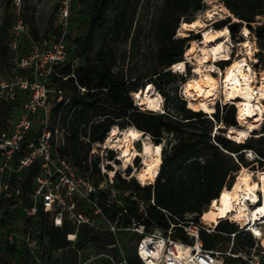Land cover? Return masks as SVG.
Segmentation results:
<instances>
[{"label": "trees", "instance_id": "obj_1", "mask_svg": "<svg viewBox=\"0 0 264 264\" xmlns=\"http://www.w3.org/2000/svg\"><path fill=\"white\" fill-rule=\"evenodd\" d=\"M86 0H73L72 11H76L85 4ZM141 0H92L87 30L84 33L79 49L82 62L72 69L70 64L55 63L52 66L49 88L59 101L53 108V118L65 109L70 122L65 123L61 118L63 129V146L59 153L69 159L81 173L90 174L101 179L105 174L100 171L99 160L89 158L90 146L93 143H102L113 126L135 128L148 135L154 144H160L164 135L174 140L168 143L169 153L163 149L158 174L153 183L143 184L132 177L122 178L120 172L113 173L116 188L121 192L129 191L130 195L122 197L124 206H119L109 196V190H98L89 194L100 209L104 220L115 222L117 228L131 229L133 224H140L145 232L153 229L163 231L172 230L171 237L180 243L190 245L193 239L189 237L184 226L189 222L199 224V218L211 201L219 194L229 189L234 183V176L240 168L248 164L242 157L244 152H253L256 162L264 174V123L258 131L253 129L243 140L235 141L227 135L228 127H238L237 108L233 104L216 102L213 112L208 114L202 110H193L188 107L186 99L178 94V85L184 84L185 76L171 71V66L183 60L184 52L192 39H200L199 34L191 38L175 37L180 23H190L194 20L197 11L203 8L202 0H162L156 18L151 27L154 33V64L146 75H127L123 70L114 71L118 64V56L111 44H102L95 50L93 42L95 36L105 30L110 24L109 35L113 41L118 37L123 27H132L137 7ZM236 16L240 22H245L248 30L250 24H256V16L264 14V0H220ZM3 3V2H2ZM7 9L0 16V70L9 63V38L15 22V13L10 11V2ZM22 20L26 23L24 17ZM240 22L229 23L228 18L213 23L215 29L227 27L230 37L238 32ZM136 32V31H135ZM34 33V30H31ZM258 39L264 40V27L256 28ZM129 35V32L126 33ZM264 47V42L261 44ZM126 54L123 56L125 59ZM223 68L228 61L218 62ZM185 68V67H184ZM157 83V93L163 99L162 111L145 110L138 107L131 97V93L142 90L148 83L153 90ZM4 101L0 100V131L4 127L8 109L4 108ZM223 125L224 127H220ZM54 129L51 130L54 136ZM256 135L259 137L255 138ZM84 148V149H83ZM26 154V149L16 157ZM138 156L134 163H138ZM107 161H115L113 151H108ZM105 168L111 171L109 164ZM130 167L125 169L129 176ZM250 170V169H249ZM40 173L38 162L26 168L21 180L22 200L25 193L31 191V184ZM21 174V175H22ZM13 183V182H12ZM14 185V183H13ZM135 197L136 200L131 199ZM153 201V203L150 202ZM137 201L145 205V214H139ZM6 206H2V204ZM15 205L11 200L0 199V233H6L5 227L7 208ZM38 214L48 215L38 207ZM191 215L192 220H186ZM87 226L77 227V231L85 230ZM75 231V227H68L64 223L61 227L51 224L47 230L50 250L62 249L69 246L66 235ZM30 234V233H29ZM136 234V240L139 234ZM231 234H234L233 237ZM198 238L205 250L222 248L225 252L232 242L231 253L254 246V239L250 233L239 230L237 225L227 219L217 222L214 232L204 229L198 232ZM24 242H26L24 240ZM19 242L6 241V247L16 250ZM106 245H114L109 238ZM135 244L131 254L127 255L128 264H141L135 254ZM26 253L30 254L25 248ZM222 264H247L240 257L222 256ZM120 260V259H119ZM118 260L105 257L100 264H114ZM6 264V263H4Z\"/></svg>", "mask_w": 264, "mask_h": 264}, {"label": "rangeland", "instance_id": "obj_2", "mask_svg": "<svg viewBox=\"0 0 264 264\" xmlns=\"http://www.w3.org/2000/svg\"><path fill=\"white\" fill-rule=\"evenodd\" d=\"M7 2H10V11L15 13L16 16L11 30V36L8 40L10 46L9 63L5 68L0 70V100H3L5 103L2 107L9 108L5 123L12 121L16 124L26 116L30 122V129L24 139V144L36 143L43 129H54V136L51 137V148L53 150H59V147H61V139L63 138L60 116L65 119L64 121L67 124L70 122V117L66 113L68 108V102L66 101L64 103L65 109L59 112L56 118H53V108L59 101V98H56L54 93L48 89L52 66L59 62L61 64H70L72 69H74L82 62V58L79 56V49L77 48L80 46L88 27L92 0H86L85 4L80 6L79 9L72 11V14L70 12L65 27H62L58 23L56 12L58 7L57 0H22L18 5L14 3V0H0V16L7 9ZM202 2L203 8L196 12L194 19L199 18L202 21H206V27L215 29L213 23L224 18H228L229 23L240 22L233 19L235 15L222 1L202 0ZM161 3L162 0H141L130 30L126 26L123 27L118 37L113 41L109 35L111 30L110 24L106 26L105 30L95 36L93 42L95 50L101 48L102 44L113 45L118 56V64L114 71L121 69L127 75H146L150 72L155 59L153 52L155 49L154 33L151 25L157 16ZM207 12H218L219 15H214V18L207 19ZM22 16L26 23L23 20L22 22L20 21ZM255 23V25H249L251 29L246 38L242 36V28L246 26V23L240 22L238 32L230 37V42L227 44L228 56L224 59L211 62V64L215 65L211 74L219 80V95L212 103L213 105L209 104L212 111L216 102L220 104H233L235 109L237 108L234 102L225 100L221 79L226 67L237 57L242 58L244 56L243 41L249 43L248 52L244 57H246L247 64L250 65L257 79V82H253V85L254 87L258 86L260 74L264 72V47L261 46L264 40L257 38L255 29L264 27V14L263 16H256ZM32 29L34 33H31ZM179 31L180 25L176 29L175 37H181L179 36ZM127 32H129V35L126 34ZM186 34L188 36H184L183 38H191L196 34L200 36V39L190 40L188 46H191L192 43L199 45L202 43L201 38L203 33L201 29L186 32ZM124 54H126V57L123 60ZM182 58L184 59V56ZM221 60L228 61L229 64L221 68L218 64ZM185 62L186 65L183 71L175 69L173 65L170 69L176 74L185 76L184 84L178 85L177 91L180 96L186 99V103L189 105V99L184 93V85L190 78L195 76L196 61L194 59H188ZM153 84L155 90L152 88L150 95L160 96L157 93V83L153 82ZM141 91L131 93V97L136 105L141 98ZM262 103L264 104V99H262ZM162 104L163 99L161 97L160 106L148 110L162 111ZM28 108L29 110L34 108V113H27ZM236 120L238 122V117ZM262 123H264V118L255 129L259 131ZM113 127L119 130L120 134L127 129V127ZM238 127L241 128L239 122ZM251 131L248 132V135ZM257 137L259 135L255 136V138ZM106 138H108V135ZM145 141H151L150 137L146 134L134 142L137 153L133 158L135 159L138 156V163L135 164L133 162L134 159L131 158L126 166H124L118 149H102L99 143L91 144L89 158L99 160L100 171L105 174V177L98 179L90 174H84L79 170L73 169L74 177L81 180V182L90 184L94 188L95 193L98 190H106L107 186H110V189L115 191V196L112 198L119 203L122 201V194L116 188L113 173L118 171L122 178L129 179L133 176L132 178L134 180L136 179L137 182H140L138 175L143 166L141 148ZM173 142L174 140L169 135H164L161 144L164 145V150L167 147V153H169V145ZM108 151H113L114 159L117 160V163L106 160ZM163 157L164 152L162 153ZM242 157L248 164L247 167L253 171L255 180L258 181V177L261 175L259 171L262 168L256 162V155L248 151L244 152ZM106 164H109L112 169L111 171L105 168ZM127 167L131 168L129 176L125 174ZM23 175L20 176L21 180L25 176ZM12 181L11 179L9 182L11 187H13ZM34 185L35 181L32 182L31 189ZM29 193H25L22 200L20 197H10L11 202H14L15 205L7 208L5 227H2L6 230V233H0V264H100L101 260L108 256L114 258V260H119L123 257L127 258V255L131 254L136 240L135 232L132 229H115V231H112V222L104 220L95 212V208L89 200L81 198H75L76 211L88 219V223L85 224L87 229L77 231L78 226L76 222L65 218L63 223L66 226L75 227V231L69 233L73 234L74 241L71 244L69 243V246L66 248L48 249L47 230L51 226L50 215L38 214V210L34 216H29L26 213V209L30 206L28 200ZM39 206L40 204L37 205V209ZM185 218L189 221L192 220L191 215H187ZM199 224L207 226L201 220V217L199 218ZM81 225H84V223L79 226ZM8 233L13 234V241L17 240L19 242L16 250H10L6 247V241L8 240L6 234ZM27 233H30V245L24 242ZM109 238H112L114 245L105 244ZM25 248L30 254L26 253ZM216 250L220 251L222 248L219 246Z\"/></svg>", "mask_w": 264, "mask_h": 264}, {"label": "bare ground", "instance_id": "obj_3", "mask_svg": "<svg viewBox=\"0 0 264 264\" xmlns=\"http://www.w3.org/2000/svg\"><path fill=\"white\" fill-rule=\"evenodd\" d=\"M214 15H219V13L207 12V19L214 18ZM233 19L237 20L235 16ZM200 29L203 33L202 43L200 45L192 43L191 46H188L184 52V59L175 63L173 67L183 71L186 60L194 59L196 61L195 76L184 85V93L189 99L188 107L211 113L212 109L209 104H212L219 95V80L211 74L215 66L211 62L228 56L227 44L230 42V32L227 27L220 29L206 27V21L196 18L190 23L183 21L180 23L179 36H188L186 32ZM248 33L247 27H243L242 36L247 38ZM242 47L245 56L249 49V43L243 41ZM244 56L233 60L226 67L221 79L225 100L234 102L238 110L237 117L241 128L231 126L227 130L228 135L237 141L248 136V132L255 129L264 118V104L262 103L264 72L260 74L258 86L254 87L253 82H257V79ZM145 87L141 91V98L137 106L145 110L158 108L161 97L150 95L152 89L150 83ZM220 127L224 126L220 125ZM143 136L144 132L134 126H128L121 134L113 127L105 143L107 148L120 151V157L126 166L137 153L134 142ZM141 154L143 166L139 171L138 179L143 184L152 183L162 161V144L145 141L141 148ZM228 218L241 228L252 225L251 229L255 239L264 248V174L259 175L258 181H256L253 171L242 166L236 174L232 186L213 199L201 215V220L210 225ZM177 250L180 258L185 256L182 254L180 246L177 247ZM185 251L188 254V250ZM222 262L221 259L216 264H222Z\"/></svg>", "mask_w": 264, "mask_h": 264}, {"label": "built area", "instance_id": "obj_4", "mask_svg": "<svg viewBox=\"0 0 264 264\" xmlns=\"http://www.w3.org/2000/svg\"><path fill=\"white\" fill-rule=\"evenodd\" d=\"M21 1L14 0V3L18 5ZM57 2L58 23L65 27L73 0H57ZM34 111V108H31V110L28 108L27 113L33 114ZM29 129L30 122L24 116L16 124L12 121L6 122L0 131V199L5 202L11 196H19L21 173L34 162H38L40 173L35 178V185L29 193L30 206L26 209V213L29 216H34L37 213V205L40 204L42 211L50 215V223L55 227H61L65 218L75 221L77 226L83 223L87 224L88 219L76 211L75 198L89 200V194L94 192V188L87 182H81V180L76 179L73 169H78L72 165L69 159L63 157L58 150L51 148V130L43 129L36 143L24 144V139ZM106 139L99 143L102 149H108L105 143ZM61 146H63V138L61 139ZM23 147L26 149V154L17 158L16 156L22 152ZM11 179L14 183L13 187L9 183ZM106 189L109 190V196L113 199L115 191L110 189V186H107ZM129 193V191H125L121 194L122 197H126L130 195ZM131 199L136 200L135 197H131ZM89 202L94 206L95 212L100 214L99 207L93 201L89 200ZM115 202L121 207L124 206L122 201L118 203L115 200ZM150 202L153 203L152 200ZM3 206L6 205L3 203L1 207ZM137 210L139 214H145V205L142 201H137ZM227 220L231 222L229 218ZM112 224V231L124 229L117 228L115 222H112ZM215 225L216 223L205 226L204 224L189 222L183 228L193 241L192 244L187 245L175 241L171 237V229L166 232L160 229L145 232L142 225L134 223L131 229L140 236L135 244V254L141 264H216L218 260L222 259L223 255L240 257L247 264H264V248L255 239L251 229L252 225L241 228V226L236 224L239 230L246 231L253 237L255 243L251 248H245L244 250H239L237 254H232L231 242L225 252H220L216 249H203L202 243L198 238V232L200 229H204L212 233ZM6 235L8 241L11 242L13 234L8 233ZM233 235L231 234L232 237ZM73 237V234H67L66 236L69 242L74 241ZM29 239V233H27L24 240L28 245H30ZM178 246L182 248L184 257H179ZM185 250H188V254H186ZM114 264L128 263L123 257Z\"/></svg>", "mask_w": 264, "mask_h": 264}]
</instances>
